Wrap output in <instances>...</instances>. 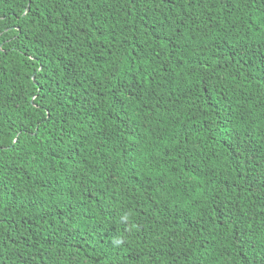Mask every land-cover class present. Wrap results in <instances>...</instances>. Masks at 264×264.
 <instances>
[{"label":"trees","instance_id":"16d2710c","mask_svg":"<svg viewBox=\"0 0 264 264\" xmlns=\"http://www.w3.org/2000/svg\"><path fill=\"white\" fill-rule=\"evenodd\" d=\"M20 4L0 0V264L20 251L118 264L139 216L141 264L189 243L185 264H257L264 230L245 226V261L240 225L217 209L259 212L245 188L264 183V0H34L30 16Z\"/></svg>","mask_w":264,"mask_h":264},{"label":"snow or ice","instance_id":"6c2138e0","mask_svg":"<svg viewBox=\"0 0 264 264\" xmlns=\"http://www.w3.org/2000/svg\"><path fill=\"white\" fill-rule=\"evenodd\" d=\"M54 3H59L61 0H52ZM93 0H88V3L91 4ZM145 3H153L157 6L165 4L167 2H172V0H144ZM32 3H34V0H28V2H25V0H21V6L22 8H26L27 11L24 12L25 16H30L34 9L32 7ZM177 6L174 4V7ZM179 6H183V0H179ZM51 20V16L48 18ZM155 31V29H154ZM159 38V37H157ZM8 43H11V41H7ZM5 41H0V48L3 47V44ZM248 53L245 51H241L239 53H236L235 55H247ZM6 55L5 52L0 51V56ZM253 55H264V53L261 52H254ZM264 62V61H262ZM262 108H264V105H261ZM228 123H231V116L228 117ZM224 131L228 132L231 131L234 133V135L239 139L240 137V131L236 130L233 126L232 129H229L227 126L223 129ZM251 138V136H250ZM239 143H243L242 140H239ZM251 159L255 160L256 157L254 155H251ZM255 177L246 178V184L247 187L245 188L246 191H248L249 196L252 197L254 200L258 201V213H250L247 211L246 208H241L239 206H236V208L229 209L226 205L222 208H218L217 211L220 213V219L221 221L227 220L233 224L240 225L239 231L237 233L238 239H237V247L240 254L243 255V258L245 261H248V252L249 251H255V247L253 246L252 241V234H250L249 231L245 230V226L247 228H251L253 224H256L258 227L261 228V230H264V183H260L259 186H256L254 183ZM237 184L240 182L237 181ZM221 192L224 190L221 189ZM217 198H219L217 196ZM227 213L225 216L224 213ZM239 212L240 215L237 216L236 213ZM4 209L2 206H0V225H3L6 223V220L4 219ZM243 222V223H241ZM7 229H5L6 231ZM0 236H2V232H0ZM15 243V241H14ZM264 243V241H262ZM0 249H8V244L5 243L4 239H0ZM11 251V249H8ZM261 253H264V248H261ZM3 253L0 252V257H2ZM17 261L19 264H37V260L39 259L41 262L44 260L43 256H36L31 254V252H24L20 251L18 252L16 256ZM251 264V262H249ZM257 264H264V255H260V259L257 261Z\"/></svg>","mask_w":264,"mask_h":264},{"label":"clouds","instance_id":"9594fccd","mask_svg":"<svg viewBox=\"0 0 264 264\" xmlns=\"http://www.w3.org/2000/svg\"><path fill=\"white\" fill-rule=\"evenodd\" d=\"M120 174V173H119ZM121 175L124 176L123 180H128L127 178L130 177L128 173L123 172ZM99 194L95 196L92 200L95 209L104 215V190H99ZM157 212V211H156ZM155 212V214H156ZM102 222V227L98 226L97 232L95 233V237L98 238L96 242L98 243H105L109 241L110 237L112 236L113 232L108 229L107 224H105L103 217L100 218ZM150 225V221L148 219L145 220V216H139L134 221V225L128 229L130 232V236L132 237L133 241L130 245V250L126 256L122 258V260L118 264H141L138 255H140V250L143 248L146 238H147V227ZM150 242V238L148 240ZM184 253L181 256H174L168 260L167 263L169 264H185L190 259L191 254V244L189 243L187 246L186 244L183 245ZM178 251L181 252L180 246L177 247ZM182 251V252H183ZM186 257V258H185ZM181 258H185L181 260ZM143 264V263H142Z\"/></svg>","mask_w":264,"mask_h":264}]
</instances>
